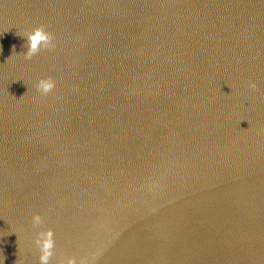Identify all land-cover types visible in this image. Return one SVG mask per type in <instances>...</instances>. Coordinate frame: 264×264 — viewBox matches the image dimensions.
I'll return each mask as SVG.
<instances>
[{"label":"water","instance_id":"obj_1","mask_svg":"<svg viewBox=\"0 0 264 264\" xmlns=\"http://www.w3.org/2000/svg\"><path fill=\"white\" fill-rule=\"evenodd\" d=\"M48 230L49 264H264V0H0V261Z\"/></svg>","mask_w":264,"mask_h":264},{"label":"clouds","instance_id":"obj_2","mask_svg":"<svg viewBox=\"0 0 264 264\" xmlns=\"http://www.w3.org/2000/svg\"><path fill=\"white\" fill-rule=\"evenodd\" d=\"M26 52L24 53L26 59H31L42 49H51L54 47L53 37L50 33L45 31L43 27L37 28L26 37ZM251 87L255 88V84H251ZM56 87L55 81L51 78L41 79L37 82L36 88L42 95H47ZM34 227H40L43 224V219L40 215H34L32 217ZM35 244L40 252V264H49L53 255V249L55 242L53 239V233L51 230L40 231L37 234ZM0 264H4V261H0ZM68 264H75L73 260H69Z\"/></svg>","mask_w":264,"mask_h":264}]
</instances>
